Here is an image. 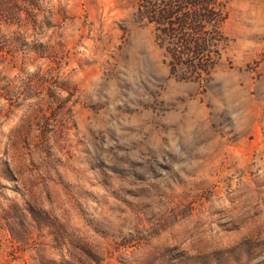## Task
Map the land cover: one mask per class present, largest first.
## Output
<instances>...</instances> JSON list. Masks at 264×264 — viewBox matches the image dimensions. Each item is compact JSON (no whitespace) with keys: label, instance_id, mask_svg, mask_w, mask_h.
<instances>
[{"label":"rangeland","instance_id":"374dc122","mask_svg":"<svg viewBox=\"0 0 264 264\" xmlns=\"http://www.w3.org/2000/svg\"><path fill=\"white\" fill-rule=\"evenodd\" d=\"M44 6L0 26V264H264V0L202 85L135 0Z\"/></svg>","mask_w":264,"mask_h":264},{"label":"trees","instance_id":"16d2710c","mask_svg":"<svg viewBox=\"0 0 264 264\" xmlns=\"http://www.w3.org/2000/svg\"><path fill=\"white\" fill-rule=\"evenodd\" d=\"M135 4V22L152 28L169 75L206 84L227 44L223 26L228 0H135ZM46 15L44 0H0V26L24 21L35 28Z\"/></svg>","mask_w":264,"mask_h":264}]
</instances>
